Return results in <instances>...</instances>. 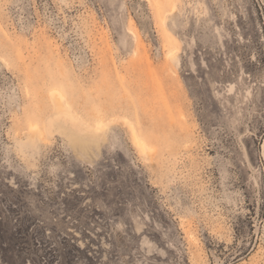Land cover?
Masks as SVG:
<instances>
[{
    "label": "rangeland",
    "instance_id": "rangeland-1",
    "mask_svg": "<svg viewBox=\"0 0 264 264\" xmlns=\"http://www.w3.org/2000/svg\"><path fill=\"white\" fill-rule=\"evenodd\" d=\"M0 264H264V0H0Z\"/></svg>",
    "mask_w": 264,
    "mask_h": 264
},
{
    "label": "bare ground",
    "instance_id": "bare-ground-1",
    "mask_svg": "<svg viewBox=\"0 0 264 264\" xmlns=\"http://www.w3.org/2000/svg\"><path fill=\"white\" fill-rule=\"evenodd\" d=\"M161 1H164V0H161ZM56 108H57V112L60 114V112H61L60 109L62 108V105L59 102L56 103ZM61 116L62 115H58L57 117H61ZM66 118H67V121L74 122L73 119H71V117L65 116V119ZM132 131H133L132 132V134H133V141L132 142H134V144L136 145L137 148H139L142 152H144L146 149V145L144 144V142H142L141 139H139L137 132L133 128H132Z\"/></svg>",
    "mask_w": 264,
    "mask_h": 264
}]
</instances>
